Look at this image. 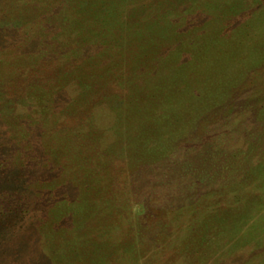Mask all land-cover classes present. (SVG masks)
Masks as SVG:
<instances>
[{
    "label": "rangeland",
    "instance_id": "1",
    "mask_svg": "<svg viewBox=\"0 0 264 264\" xmlns=\"http://www.w3.org/2000/svg\"><path fill=\"white\" fill-rule=\"evenodd\" d=\"M46 1L29 0L25 9L19 10L16 9L19 5L17 2L10 0L8 5L6 2H0V7L6 14L0 15L6 16L0 19V22L12 25L19 20L23 23V27L27 25L25 28L29 31L40 30L41 24L45 29L47 25L62 26L65 35L76 37L73 42L78 47L76 49L75 46L70 50L71 52L79 53L92 47L94 49L92 55L96 54L95 56L98 57L97 63L87 61L90 65L84 63L86 69L83 71L84 74L79 72L84 70L83 65L79 71L74 72V74L86 75L87 82L92 81L87 85L84 83L86 81L76 85L78 99L87 90H89L88 94L91 92V99L95 95V97L102 96L100 84L95 80L102 76L107 78V74L111 72L116 71L115 73H118L119 78L123 80L122 73L132 79L135 77L134 72L145 71L141 75L138 74V87L148 91V94L141 98L145 101L146 110L139 114L144 118L140 119L137 115L132 117L136 119L137 126L131 128L128 133L126 131L123 137L130 143L125 146L123 153L119 151L123 148V144L119 143L116 147L119 148L118 159H122L128 170L126 179L125 173L119 174L122 180L125 179L122 183L123 186L125 185L123 190L127 188L136 192L135 185L138 182L142 184L141 180H146L147 176L149 179L152 175L151 171L159 174L161 170L155 169V166L172 154L170 139L175 136V131L179 126L181 128L192 125L194 121L205 115L202 118L204 122L200 120L197 128L193 129L200 132L199 125H205L211 120L208 119L209 116L206 117L207 112L211 113V116L220 114L224 119L222 122L224 130L227 132L242 133L244 140L241 145L251 149L247 153H241L243 163L238 169H241L244 176H249V181L257 179L258 186L254 187H258L261 192L252 197L253 192L249 191V198L240 201V205L224 210L226 213L221 212L214 222L217 227L223 228L222 231L220 228H216L215 231L205 226L209 219L207 214L198 225L193 224L202 229L186 244V255L177 263L196 264L193 251L205 252L208 249L206 253L210 250V254H205L207 257L201 261L202 264H252V258H247V255L241 254L243 258L237 257L242 248L246 250L244 254L250 255L253 244L257 241L256 238L252 239L254 234L256 231H264V116L262 117L257 109L259 107L264 110V5L257 7V0H50V5H45ZM54 8L59 10L56 16L51 15ZM16 11L25 14L19 16L20 13ZM201 12L203 14L199 17ZM43 31L46 33V30ZM18 39L17 35H5L4 41H0V46L6 45L8 40L10 42ZM59 39L63 41L62 37ZM48 57L47 52H43L40 59L47 61ZM26 62L27 65L35 63L33 59H28ZM148 62L161 64L155 69L153 64L143 68L142 66ZM9 64L1 71L7 76L15 70L13 69L15 61ZM50 69L51 66L39 68L41 70L39 75L42 72L51 75L54 72ZM29 78L33 79V77ZM30 81L32 80L24 77L13 89L19 90L22 87L29 89ZM5 84L8 83L1 84L5 92L7 88H11L9 91L13 90ZM47 84L45 81H38L33 82L32 86L41 90ZM124 88H126L124 99L130 102L134 93L130 90V86ZM247 94L256 99L249 100ZM61 95L59 103L72 108L76 102L73 94L67 101L63 97L64 95L67 98L66 93H60ZM240 96L244 97L242 102L237 103L241 115L245 108L251 112V118L247 122L242 116V119L237 118V113L229 114L231 108L228 103L232 98ZM150 106L155 108L149 109ZM51 117L53 122L54 118L63 120L65 116L52 114ZM113 120L117 122L118 118L113 117ZM170 122L174 124L172 125L175 127L174 130L171 126L168 128ZM60 137L63 138L64 135L61 134ZM115 137L105 139L104 144L113 141ZM44 141L49 148L51 144L47 145L48 139ZM59 144L53 142L52 146ZM43 150L47 151L44 148ZM75 152L78 153L77 150ZM38 153L36 163L25 168V176L28 183L34 180L42 182L41 200L38 202L40 211L36 214L17 213L9 216L10 228L0 231V264L154 263L153 252L157 250V245H152V236L149 234L153 228L148 227V231L139 228L129 229L131 227L125 216L126 206L120 198H114L116 196L112 195L114 198L112 202L105 198L99 199L98 203L100 195L96 193L100 186L103 188L102 192L107 190V186L103 181L96 184L95 181L90 182L93 177L99 178L101 172V175L105 173L103 168L102 170L96 168L91 171L92 173H86L80 185L86 186L87 182V186L91 187L89 191H86V187L81 188L79 195L81 200L77 199L73 203L69 200H73L79 188L75 189L71 184L68 186L62 182L55 184L52 179L55 176L72 177L74 171L57 170L54 161L51 163L47 156ZM207 169L213 176L208 181L202 182L207 193L203 192L199 197L204 198L201 208L214 210L225 205L226 202H232L231 198L237 193L234 191L236 193L234 194L232 188L226 190L222 188L219 191V198L222 200L220 205V200L214 192V189L220 188L217 184L219 182L217 175L214 176L217 170ZM136 171H139L136 174L139 178L138 182L136 176L132 175V173L135 175ZM81 173L85 174L84 170ZM233 173L235 177L241 175L240 171V174L234 170ZM238 179L237 183H243L242 178ZM244 181L246 182L247 179ZM148 187L152 186L148 185ZM139 188L142 189V186ZM87 197L91 198L88 200ZM144 203L146 207H150L149 202ZM120 210L121 212L118 213ZM215 212L210 211L213 215L211 219L214 218ZM136 221V218L132 219V222L136 223ZM177 238L178 242H183L185 235H178ZM48 239L54 245L50 243L47 248ZM254 252L256 253V250ZM170 253L174 254L173 251H169ZM171 256L173 255L168 256L171 260L169 264H176V259L172 260ZM179 256H174L173 259ZM262 263L264 264V254ZM255 264L260 263L257 261Z\"/></svg>",
    "mask_w": 264,
    "mask_h": 264
},
{
    "label": "trees",
    "instance_id": "2",
    "mask_svg": "<svg viewBox=\"0 0 264 264\" xmlns=\"http://www.w3.org/2000/svg\"><path fill=\"white\" fill-rule=\"evenodd\" d=\"M11 1L19 4L16 7L18 10L21 8L25 9L26 2H29V0ZM257 1L259 3H257V7H259V5H264V0ZM0 2H6L8 5L10 0H2ZM49 2L50 0H47L44 4L50 5ZM3 6L4 4H2V7ZM57 11L59 10H53L51 15L56 16ZM3 14H5V10L3 9L2 11L0 7V15ZM18 14L20 16L21 14H25V12L19 11ZM202 14L201 12L199 17H201ZM5 17L6 16H0V19ZM25 27H27V25L23 27V23L19 22V20L12 25L10 23L1 24L0 22V41H4L5 35L8 34H10V36L17 35L19 38L18 40L10 42L8 40L6 45L1 44L2 46H0L1 232L10 228L8 226V221L11 214L20 213L21 215H28L36 214L40 211L38 202L41 200L40 186L42 182L34 180L28 183L25 176V168L36 163L37 157H39L37 156L39 154L38 152L47 156L50 162L54 161L57 170L69 169L74 171L72 177L59 176L57 178V176H55V178L52 179L55 184L57 182H62L68 186L71 184L75 189L79 188L78 194L75 195L73 200H69L73 203L77 199L81 200L79 196L81 188L84 189L86 187V191H89V187H91L89 185L87 186V182L86 186L80 185L82 183L80 181H82L86 173L92 170L94 171L96 168L99 170L103 168V172L105 173L101 175V172L99 178L93 177L90 182L92 183V181H95L96 184L103 181L107 186V190L103 192L101 191L103 188L100 186V189L96 193L100 195L98 200L108 198L112 202L114 198H120L127 209L125 216H127L126 221L131 227L129 229L136 230L139 228L148 231V227L153 228L149 233L151 234L150 236H152L151 243L152 245H157L158 248L156 247L157 250L153 252L154 263L152 264H169L171 260L168 256L170 254L173 255L170 258L172 260L176 259L175 262L178 264L179 260L183 259L186 255V244L200 233L202 229V227L193 226V224L198 225V223L203 221L202 218L204 215L207 214L206 216H208L209 219L207 220L208 222L206 221L205 226L215 231L216 228H220V231H222L223 228L215 225V218L219 217L221 212H225L224 210H229L235 205H240V201H245L249 198V191L253 192L252 197L261 192L258 187H254L258 186L256 184L258 180L249 181V176H244V174L241 173V169H238V166L243 163L241 153H247L249 149H251V147L245 148L244 145H241L244 136L241 132L231 133L224 130L225 128L222 124L224 119L221 118L220 114H218V116H211L209 112H207L209 114L206 113V117L209 116L208 119L211 120L205 124L206 126L203 124H201V126L199 125L200 132L193 129H195V127L197 128V124L200 120L202 121L205 115L200 117L197 121H194L192 125L190 124L187 127L183 126L181 128L179 126L178 130L175 129V136L172 137L173 139H170V146L173 150L172 154L155 166V169L159 168L161 170L159 174L151 171L152 175L150 174L151 176L149 179L147 176L146 180H141L142 184H140L136 174L143 168L142 166L139 168V171H136L135 175L132 173L133 176H136V181L138 182V184L135 185L137 191L134 192L127 188V190H123L125 185L123 186L122 183L128 177V170L123 164L124 162H122V159H118L119 152L117 149L119 148L116 149V147L119 143L121 145L123 144V148L119 149V151L123 153L126 148L125 146L130 143L127 140L125 141L123 137L126 131L128 133L131 128H136L137 126L136 119L132 117L137 115L140 119L144 118L142 114H139L141 111L145 112L146 110L145 101H142L141 98L144 97L148 91L145 88L138 87V74L141 75L145 71L134 72L135 77L132 76L133 80L123 73V80H121L119 74L115 73L116 71L111 72V74H107V78L102 76L95 80L96 83L100 84V93L103 94L102 96L95 97V95L94 98L91 99V92L88 94L89 90H87V92L79 96L78 99L77 92L75 91L76 85L84 81H86L84 83L87 85L92 81L87 82L88 78H86V75H80V73L74 74V72L77 70L79 71L82 67L84 70L79 72L83 73V71H86L84 63L90 65L87 61L90 63L94 62L93 64L97 63L98 57L95 56L96 54L92 55L94 49L89 47L86 51H81L79 53L71 52L70 50L74 49L76 46L75 42H73V39L76 37L69 36L68 34L65 35L62 26L47 25V29H45L41 24V29L37 31H29ZM7 30L10 32L8 33ZM43 30H46V33ZM60 37L63 38V41L59 39ZM77 47L78 46H76V49ZM43 52H47L49 55L47 61H42L40 59ZM165 54H167V52H165ZM28 59H33L35 63L32 62L31 65H27L26 61ZM12 61H15L13 67L15 70L12 74L7 76V74H3V72L1 73V71L4 70V66H9V62ZM149 64H153L155 67L152 66L155 69L160 66L161 63L148 62L142 67L145 68L149 66ZM45 66H51L50 70L54 73L48 76L42 72L39 75L41 71L39 68ZM28 72L31 73V75ZM24 77L32 80L30 81L29 89L22 87V89L14 90L15 84L19 83L18 81ZM29 77H33V79ZM38 81H45L48 84L43 89L38 90L34 85L32 86L33 82ZM4 82H7L8 84L5 85H9L13 90L9 91L11 88H7L5 92L4 87H1V84ZM131 82H133V84H131ZM17 86L19 85L17 84ZM126 86H130V90L134 93V97H131L132 100L130 102L124 99V92H126V88L124 87ZM32 87H34V89H31ZM52 93H54L53 98ZM60 93H66L68 99L63 95L64 99H66L65 101L70 100V95L73 94L76 102L73 104L72 108L62 106L59 103V100L62 98ZM243 96H245V94ZM243 96L231 99L228 103V106L231 108L229 114L233 115L237 113V118L242 119V116L244 121L247 122L248 119L251 118V112L245 108L243 110V115H241V112H239L241 109H238L239 106L237 104L244 100ZM246 96H248L249 100L256 99L254 96H250V98L248 94ZM65 103L67 104L68 102ZM232 105H234V107ZM153 108H155V106L149 107V109ZM257 109L258 113L263 117L264 110H262V108L259 109V107ZM51 110H53V112H51ZM52 114H61L62 117H65L63 120H60V118L57 120L53 117L54 121L52 122ZM113 117L118 118V121L115 122ZM121 119L122 122L120 123ZM102 121L105 122L102 123ZM218 122L219 124H216ZM172 125L174 124L170 122L168 128L171 126L172 130H174L175 127ZM61 134L64 135L63 138L60 137ZM110 137H115V139L108 144H104L105 139ZM44 139H48L49 143L47 145L51 144L49 148H47V142L44 141ZM118 139L119 142H117ZM53 142H58L60 144L52 146ZM94 146L95 148H93ZM43 148L47 151L43 150ZM74 149L77 150L78 153L75 152ZM77 157L79 159H77ZM244 159L246 160L245 157ZM207 168L217 170L214 176L217 175L219 181L217 184H219L218 186H220V188L214 189V192L218 200H220V205L222 200L219 198V191L222 188H225V190L227 188H232V192L234 193L235 191L237 193H234L236 195L233 196L234 198H231L233 199V203L226 202L224 203L225 205L214 210L208 209L207 207L201 208L204 198H200L199 195H202L203 192L205 194L207 193V191L204 190V184L202 185V182L208 181L213 176L210 175ZM83 170L85 174L81 173ZM233 170L237 172V174L241 173V175L235 177L233 175ZM121 173L126 174L125 177L123 175L125 178H123V180L119 175ZM238 178H242L243 183H237L238 181L236 182V180ZM245 179H247L248 182H245ZM128 183L130 182L128 181ZM148 185L152 187L149 188ZM139 186H142V189H138ZM241 190H243V194H241ZM112 195L116 197L113 198ZM135 196L136 199H134ZM90 198L87 197L88 200ZM138 198L139 203H137ZM145 201L149 202L150 207L145 206ZM123 209L121 210L123 211ZM121 210L118 213H120ZM210 211H216L213 219H211L213 215H211ZM181 216H183V219ZM133 218L137 219L136 223L132 222ZM138 220H140V222H138ZM263 233L264 231L260 230L256 231V234H254V238L252 239L256 238L258 242L256 241L255 244H253L250 255L244 254L246 250L242 248L237 258L241 257V254L243 256L247 255V258H252V264H255L257 261L263 264ZM178 235H185L183 242H178ZM3 236L5 237V235ZM148 237L147 235L146 238ZM50 243L52 244L53 242H50L48 239L46 244L47 248ZM255 250L256 253L254 252ZM169 251H173L174 254H169ZM206 251H193L192 255L196 264H202L201 261L207 257L205 254H210V250L207 253ZM192 255L190 254L191 257ZM174 256L179 257L173 259ZM202 257L204 258L202 259ZM244 259H246V257H244Z\"/></svg>",
    "mask_w": 264,
    "mask_h": 264
}]
</instances>
